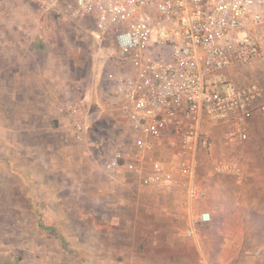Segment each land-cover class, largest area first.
Instances as JSON below:
<instances>
[{
  "label": "rangeland",
  "instance_id": "374dc122",
  "mask_svg": "<svg viewBox=\"0 0 264 264\" xmlns=\"http://www.w3.org/2000/svg\"><path fill=\"white\" fill-rule=\"evenodd\" d=\"M0 6H18L30 26L38 18L52 25L51 46L37 64L66 89L59 105L83 100L89 115L84 141L73 138L66 116L51 120L44 111L30 138L21 133L16 139L0 128V264H142L152 254L155 259L169 241L166 210L143 204L148 198L132 172L104 167L116 148L144 159L116 109L114 85L125 65L114 41L92 19L70 17L61 0H0ZM247 67L256 68L252 80L264 83V54ZM5 98L0 94V124L12 117L10 97ZM214 125L205 126L211 150L197 174L208 197L193 204L195 216L206 210L211 221L194 222L205 251L196 248L190 257L196 263L221 257L224 264H264V113L248 120L245 141L233 125ZM154 155L170 158L160 148ZM220 162H239L242 171H220ZM185 226L176 227L174 244L190 237Z\"/></svg>",
  "mask_w": 264,
  "mask_h": 264
},
{
  "label": "built area",
  "instance_id": "2783aa9c",
  "mask_svg": "<svg viewBox=\"0 0 264 264\" xmlns=\"http://www.w3.org/2000/svg\"><path fill=\"white\" fill-rule=\"evenodd\" d=\"M61 3L70 17L92 19L102 35L110 36L125 65L115 81V105L144 159L116 148L107 154L105 169H126L145 187L177 188L194 201L203 200L207 191L197 174L211 150L206 124L229 123L245 141L248 120L264 113V83H237L228 73L264 53V0ZM59 111L73 138L84 141L89 132L84 101L67 99ZM156 148L170 158L155 156ZM217 168L242 171L239 162H220ZM197 221L210 222V212L202 211Z\"/></svg>",
  "mask_w": 264,
  "mask_h": 264
},
{
  "label": "crops",
  "instance_id": "0c3cea01",
  "mask_svg": "<svg viewBox=\"0 0 264 264\" xmlns=\"http://www.w3.org/2000/svg\"><path fill=\"white\" fill-rule=\"evenodd\" d=\"M50 5L46 6L49 10ZM22 16L23 12L18 6L15 10L0 6V94L4 100L5 95L10 97L12 111L10 122L2 121L0 128L2 127L5 133L16 136V139L21 133L27 138L33 136L41 111L46 112L51 120L62 118L59 102L67 98V91L59 83L58 76L43 74V67L37 64V58L47 53L46 46L48 44L51 46L47 31L52 25L45 24L38 18L37 23L30 26L21 19ZM247 68V65L231 67L233 80L241 84L254 81L252 78L255 72L252 70L260 69V67ZM208 124L217 126L212 122ZM108 185L114 186L113 183H108ZM139 186V191L143 190L148 198L147 201H142L144 205L155 208L160 206L166 210L162 212V215L166 216V222L169 223L167 228L171 231L167 237L169 241L154 253L155 259L152 252L146 249L147 255L150 253L152 255H148L142 264H210L196 263L194 258L190 257L195 253L196 248L202 252L205 251V247L195 233L194 225L200 214L195 216L193 204L200 201H193L177 188L166 192L153 187ZM206 197L203 201L201 200V203L206 201ZM184 225H188L186 233L190 237H185L184 245H176L174 244L175 238L177 234H180L176 227ZM192 232L194 235L190 234ZM213 264H224V262L219 257Z\"/></svg>",
  "mask_w": 264,
  "mask_h": 264
}]
</instances>
